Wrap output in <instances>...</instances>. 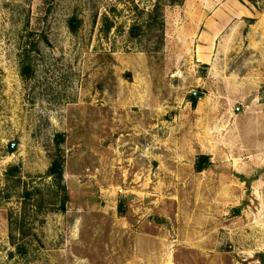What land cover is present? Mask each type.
Masks as SVG:
<instances>
[{
    "label": "rangeland",
    "instance_id": "obj_1",
    "mask_svg": "<svg viewBox=\"0 0 264 264\" xmlns=\"http://www.w3.org/2000/svg\"><path fill=\"white\" fill-rule=\"evenodd\" d=\"M248 1L211 45L184 2L0 0V264H264V0Z\"/></svg>",
    "mask_w": 264,
    "mask_h": 264
},
{
    "label": "crops",
    "instance_id": "obj_2",
    "mask_svg": "<svg viewBox=\"0 0 264 264\" xmlns=\"http://www.w3.org/2000/svg\"><path fill=\"white\" fill-rule=\"evenodd\" d=\"M184 3L198 8L197 21L205 26L200 30V38H206L211 45L232 25L243 26L254 15L248 0H184Z\"/></svg>",
    "mask_w": 264,
    "mask_h": 264
},
{
    "label": "trees",
    "instance_id": "obj_3",
    "mask_svg": "<svg viewBox=\"0 0 264 264\" xmlns=\"http://www.w3.org/2000/svg\"><path fill=\"white\" fill-rule=\"evenodd\" d=\"M169 5H176V4H181L184 2V0H167ZM162 5L159 3L156 4L153 12L149 15L150 19L149 21H155V23H159V20H161L162 17ZM148 23V26H151V24ZM162 23V20L161 22ZM73 25V30L76 31L77 26ZM132 34L134 36H137L140 32L141 29L140 28H132ZM27 71L29 72V68L24 69V74H27ZM193 99L195 100V97H193ZM200 169V167H199ZM15 171L14 167H10L7 171L8 174H13ZM46 176L52 178L54 185L58 188L59 193L62 195V197H64V204L62 205V209H65V202L68 199V193H67V188L66 185L64 184V158L62 157V155L57 154L51 163V166L49 167V169L46 172Z\"/></svg>",
    "mask_w": 264,
    "mask_h": 264
},
{
    "label": "water",
    "instance_id": "obj_4",
    "mask_svg": "<svg viewBox=\"0 0 264 264\" xmlns=\"http://www.w3.org/2000/svg\"><path fill=\"white\" fill-rule=\"evenodd\" d=\"M202 95H203L202 93L194 92V96H195V97H200V96H202ZM16 147H17V146H16V143H12V145H11L12 150H15ZM208 162H209V160H207V161L203 164V166L206 167V165L208 164ZM123 208H124V199L122 198V199H121V203H120V212H121V213L123 212Z\"/></svg>",
    "mask_w": 264,
    "mask_h": 264
}]
</instances>
